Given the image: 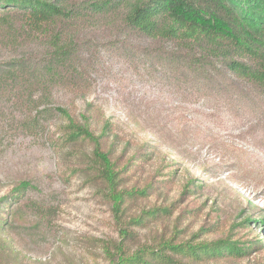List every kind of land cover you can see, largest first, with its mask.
<instances>
[{
  "label": "trees",
  "instance_id": "16d2710c",
  "mask_svg": "<svg viewBox=\"0 0 264 264\" xmlns=\"http://www.w3.org/2000/svg\"><path fill=\"white\" fill-rule=\"evenodd\" d=\"M1 40L23 54L9 62L5 77L0 76V81L12 83L22 115L16 123L1 111L0 133L13 137L17 130L45 136L57 151L89 153L92 169L113 202V215L122 225L119 239L103 245L111 264H206L240 261L254 253L260 254L255 262L264 264V236L258 239L251 232L252 222L264 228V218L249 216L235 222L214 242L179 241L187 231L180 229L181 221L202 209L188 208L196 206L203 193L196 177L188 178L179 199L132 215L137 203L171 188L177 171L156 172L145 186L130 188L127 179L143 172L155 151L137 153L126 162L113 160L117 136L109 122L100 126L93 116L94 104L78 115L57 107L64 124L53 134L48 127L53 109L45 106L56 91L86 95L98 58L114 54L133 64H150V69L160 66L162 80L183 97L204 101L235 120L251 117L264 105V0H0ZM29 188V183L21 182L0 198L1 233L10 228L22 206H33L49 225L47 211L26 200ZM193 191L187 199L190 206L175 219L176 227L157 232L151 245L141 244L136 229L172 217ZM207 231L203 226L191 240ZM2 259L0 264H9L7 257Z\"/></svg>",
  "mask_w": 264,
  "mask_h": 264
},
{
  "label": "rangeland",
  "instance_id": "374dc122",
  "mask_svg": "<svg viewBox=\"0 0 264 264\" xmlns=\"http://www.w3.org/2000/svg\"><path fill=\"white\" fill-rule=\"evenodd\" d=\"M22 54L23 50L1 40L0 76L5 77L11 70L9 62ZM149 65L102 54L86 95L56 91L45 105L53 109L48 115L51 134L64 124L57 107L78 115L94 104L93 116L100 126L109 122L117 136L113 160L126 162L137 153L156 152L143 172L127 179V186H145L156 172L176 170L171 188L137 203L132 213L135 216L179 199L188 178L196 177L203 193L196 206L188 208L202 209L198 214L188 213L189 218L181 221L180 229L187 231L179 241L192 245L214 242L235 222L249 216L253 220L264 218V105L260 104L251 117L235 120L204 101L183 97L162 80L160 66L150 69ZM12 88L10 81H0V112L17 123L22 112L16 108ZM71 150L57 151L45 136L38 138L17 130L13 137L0 133V198L27 182L26 200L38 203L50 215L47 225L33 206L17 210L10 228L0 232V262L7 257L9 264H111L103 245L119 239L122 225L113 215V202L92 169L89 153ZM194 194H188L178 205H182L180 209L164 222L137 228L140 243L151 245L164 227L173 230L175 219L190 206L187 199ZM203 226L208 228L206 235L191 240ZM263 229L252 222L251 232L258 239L264 236ZM257 257L260 254L254 253L240 261L206 264H257Z\"/></svg>",
  "mask_w": 264,
  "mask_h": 264
}]
</instances>
